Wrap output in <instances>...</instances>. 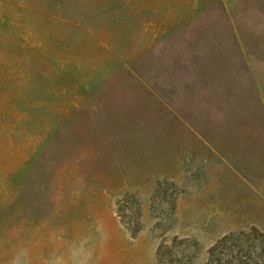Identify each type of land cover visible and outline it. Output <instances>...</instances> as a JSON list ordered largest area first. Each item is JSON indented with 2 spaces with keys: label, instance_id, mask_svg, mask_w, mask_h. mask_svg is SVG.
Returning <instances> with one entry per match:
<instances>
[{
  "label": "rangeland",
  "instance_id": "1",
  "mask_svg": "<svg viewBox=\"0 0 264 264\" xmlns=\"http://www.w3.org/2000/svg\"><path fill=\"white\" fill-rule=\"evenodd\" d=\"M264 229V0H0V264H154Z\"/></svg>",
  "mask_w": 264,
  "mask_h": 264
},
{
  "label": "trees",
  "instance_id": "2",
  "mask_svg": "<svg viewBox=\"0 0 264 264\" xmlns=\"http://www.w3.org/2000/svg\"><path fill=\"white\" fill-rule=\"evenodd\" d=\"M200 249L196 239L176 235L159 245L154 264H264V229L252 225L225 233L208 247L203 261Z\"/></svg>",
  "mask_w": 264,
  "mask_h": 264
}]
</instances>
